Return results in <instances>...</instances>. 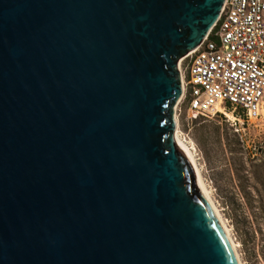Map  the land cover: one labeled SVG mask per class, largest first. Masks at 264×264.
I'll list each match as a JSON object with an SVG mask.
<instances>
[{
  "label": "water",
  "instance_id": "1",
  "mask_svg": "<svg viewBox=\"0 0 264 264\" xmlns=\"http://www.w3.org/2000/svg\"><path fill=\"white\" fill-rule=\"evenodd\" d=\"M223 2L0 0V264H238L173 138Z\"/></svg>",
  "mask_w": 264,
  "mask_h": 264
},
{
  "label": "rangeland",
  "instance_id": "2",
  "mask_svg": "<svg viewBox=\"0 0 264 264\" xmlns=\"http://www.w3.org/2000/svg\"><path fill=\"white\" fill-rule=\"evenodd\" d=\"M175 113L178 137L192 150L242 264H264V112L234 124L223 114H195L182 101Z\"/></svg>",
  "mask_w": 264,
  "mask_h": 264
},
{
  "label": "built area",
  "instance_id": "3",
  "mask_svg": "<svg viewBox=\"0 0 264 264\" xmlns=\"http://www.w3.org/2000/svg\"><path fill=\"white\" fill-rule=\"evenodd\" d=\"M182 95L198 115L228 111L244 124L264 112V0H224L207 36L180 59ZM177 104V105H178ZM217 107L222 110L217 109Z\"/></svg>",
  "mask_w": 264,
  "mask_h": 264
},
{
  "label": "bare ground",
  "instance_id": "4",
  "mask_svg": "<svg viewBox=\"0 0 264 264\" xmlns=\"http://www.w3.org/2000/svg\"><path fill=\"white\" fill-rule=\"evenodd\" d=\"M179 64H180V60L178 61V66H179ZM178 102H179V100L177 101V103L175 105V111H176V106H177ZM217 109L222 110L219 107H217ZM222 111L227 115V117L229 119L233 118V116L231 115L230 112L224 111V110H222ZM174 120L176 122V128H175L174 133H173V138H174L175 142L186 152V154L188 155L189 159L191 160V163H192V165H193V167L195 169V172H196V176H197V180H198V184L200 186V189H201L202 193L204 194L205 198L208 200V202H209L210 206L212 207V209H213V211H214V213H215V215H216V217H217V219H218L223 231L225 232V234H226V236H227V238H228V240L230 242V245H231V247L233 249L235 257H236V259L238 261V264H242L240 256H239V252H238V246H237V244L235 243V241H234V239L232 237L230 229L228 228L227 224L224 222V220L221 217L217 207L215 206V204H214V202H213V200L211 198L212 196H210L207 188L205 187V185H204V183L202 181L200 170H199V168L197 166V163H196L195 157H194V155L192 153V150L187 145H185L180 140V138L178 137V121H177V118H176V113H174Z\"/></svg>",
  "mask_w": 264,
  "mask_h": 264
}]
</instances>
